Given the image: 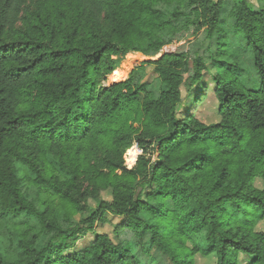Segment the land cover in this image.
I'll list each match as a JSON object with an SVG mask.
<instances>
[{
    "label": "trees",
    "instance_id": "obj_1",
    "mask_svg": "<svg viewBox=\"0 0 264 264\" xmlns=\"http://www.w3.org/2000/svg\"><path fill=\"white\" fill-rule=\"evenodd\" d=\"M258 1L230 0L228 12L261 81L247 89L237 85L239 64L215 57L226 37L224 0H0V264H137L124 229L171 264H194L196 254L264 264ZM185 31L215 40L209 61L170 49ZM161 50L146 63L157 96L147 65L105 85L126 74L118 56ZM213 69L219 119L178 117L181 86ZM134 144L141 153L128 169L123 154ZM104 190L109 199L90 212L85 199ZM111 217L122 218L113 238L96 233L76 249Z\"/></svg>",
    "mask_w": 264,
    "mask_h": 264
},
{
    "label": "rangeland",
    "instance_id": "obj_2",
    "mask_svg": "<svg viewBox=\"0 0 264 264\" xmlns=\"http://www.w3.org/2000/svg\"><path fill=\"white\" fill-rule=\"evenodd\" d=\"M224 3L225 6L221 12L220 23L226 33V37L223 39L224 44L220 46L222 51L219 54H215V57L227 63L237 62L239 64V66L243 69L242 74L237 77V85L239 87L247 89H260L261 81L254 66L253 53L246 45L242 36L234 31L233 20L228 15L230 0H224ZM249 4L250 6H255L256 8L260 6L258 0H249ZM216 48L215 40L203 42L202 36L200 34H195L192 31L182 32L180 34L179 43L170 47V49L175 51L186 52L191 58L197 54L205 55L207 61H209V57L214 53ZM163 50H165V48H163ZM163 50L158 53L144 55L139 53L141 56L133 53H126L118 56L117 60L120 69L128 65V68L126 67V74L119 80H114L108 76V80L105 82V85L124 80L130 71L147 65V61L159 58L163 54ZM189 64L191 66V60ZM152 71V65H147V75L145 79L150 83L151 90L154 92L155 96H157L160 83L155 78V74ZM215 72L216 69H213L210 72H205L199 82L201 84L197 83L195 86L190 88H187L186 85L181 86L182 102L178 107V117L183 116L187 110H190L193 115L205 123L215 122L219 119L218 102L212 92V88L214 87L212 78ZM227 76H229V74ZM200 88L203 89V91H200ZM139 154L140 153L136 148V144L126 150L123 154L125 167L131 169ZM86 184L87 182L85 181L84 185ZM254 185L256 187H261V182L257 180ZM148 190L149 188H146L143 194H145ZM109 195V192L104 190L101 192L99 198H93L92 196L87 197L84 202L88 205L91 212L96 209L100 199H109ZM75 220H79L78 215H76ZM121 222V217H111L108 223H105L104 225H95L94 230L85 235V237L78 242L76 249L87 244V242L91 240L96 233H106L113 238L116 234V225ZM257 228L264 229V223L262 222L258 224ZM119 235L122 237L125 246L135 256L137 264H171L170 259L163 252L156 249H148L147 251L146 248L148 246H146V248H142L136 245V238L131 230L124 229L119 233ZM147 240L148 237L145 238V241ZM187 245L190 246V243H187ZM213 260V256L203 257L199 254L194 256V264H212Z\"/></svg>",
    "mask_w": 264,
    "mask_h": 264
},
{
    "label": "built area",
    "instance_id": "obj_3",
    "mask_svg": "<svg viewBox=\"0 0 264 264\" xmlns=\"http://www.w3.org/2000/svg\"><path fill=\"white\" fill-rule=\"evenodd\" d=\"M136 148L138 149V152L141 153V150L138 148V146L136 145Z\"/></svg>",
    "mask_w": 264,
    "mask_h": 264
}]
</instances>
